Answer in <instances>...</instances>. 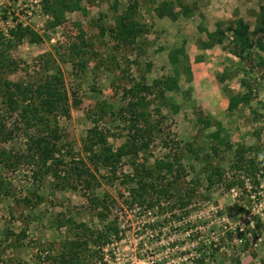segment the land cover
Here are the masks:
<instances>
[{
	"label": "rangeland",
	"instance_id": "rangeland-1",
	"mask_svg": "<svg viewBox=\"0 0 264 264\" xmlns=\"http://www.w3.org/2000/svg\"><path fill=\"white\" fill-rule=\"evenodd\" d=\"M135 1L134 17L144 30L134 43L117 49L107 29L125 13L128 0H79L77 10H57L59 13L45 11L43 0H0V57H8L11 66L18 65L14 72L0 68V76L14 83L39 79L45 72L37 66V59L52 55L66 90L79 101L70 108L69 117L56 119L63 135L61 143L68 145L73 155L86 159L82 144L94 124L112 149L127 141V124L118 117L129 100L122 94L123 84L142 78L147 84L163 81L174 77L177 70L178 89L163 86L162 95L148 98V119L155 124L159 117L153 110L159 109V131L169 134L171 145L178 143L186 181L197 182L198 194L187 208L188 214L181 216L177 208L169 212L164 207L150 211L129 207L130 186L122 184L119 177L131 174L132 165L141 159L152 165L166 158L168 150L158 135L153 136L147 152L121 160L117 178L107 179L108 170L98 165L95 174L99 184L93 193L99 198L106 194L115 201L102 221L94 216L93 206L80 188L55 186L50 174L32 178L31 166L19 165L14 172L0 166L3 188L10 193L0 198V264H39L44 252L56 255L61 251L63 240L73 238L75 225L102 229L114 216L119 239L111 236L99 257H89L87 264H196L200 257L205 264H235L236 260L264 264V170L256 174L257 184L252 177L235 172L243 183L230 190L209 182L213 167L230 178L233 151L238 145L245 147L246 158L264 163V52L252 48L253 66H246L229 54L232 33L227 30L238 19L247 24L249 33L255 30L262 1ZM238 7L248 9L241 8V18L234 13ZM18 26L34 31L41 41L17 42L13 33ZM100 28L105 29L104 35ZM78 30L88 47L81 59L71 60L69 46L79 42ZM216 30L224 35L206 36V31ZM179 49L183 53L172 62L170 53ZM78 61H82V68ZM246 85L252 90L248 102L229 111L230 96L246 94ZM8 108V100L0 97V111L6 113ZM19 114V110L12 111L7 126L15 124ZM204 121L209 122L207 127ZM214 131L231 145V149L220 148L217 156L210 153L209 135ZM2 147L25 152V139L17 134ZM233 204L241 211L229 217L226 208ZM256 223L260 224L258 230Z\"/></svg>",
	"mask_w": 264,
	"mask_h": 264
},
{
	"label": "trees",
	"instance_id": "trees-1",
	"mask_svg": "<svg viewBox=\"0 0 264 264\" xmlns=\"http://www.w3.org/2000/svg\"><path fill=\"white\" fill-rule=\"evenodd\" d=\"M43 1L45 11H51V13L57 10L72 12L79 8V0ZM261 1L262 6L255 30L249 33L247 24L241 19L235 22L233 28H227L232 33L228 43L229 54L251 67L253 66L252 48L256 47L264 52V0ZM136 8V1L128 0L125 13L118 17L114 27L107 29L117 49L134 43L136 37L144 30L134 17ZM104 32L105 29L100 28L101 35H104ZM223 35V32L218 30L211 33L206 31L208 38ZM13 36L17 42L26 39L29 43L36 44L41 41V37L34 31L21 26L16 28ZM77 37L79 42L70 43L69 46L68 58L71 60L74 57L81 59L88 47L81 30L77 31ZM217 42L222 41L218 38ZM179 53H183V49L172 51L169 55L170 60L177 62ZM51 56L44 54L37 59V66L45 72V75L39 79L14 83L0 76V97L6 98L9 106L6 113L0 111V166L2 169L14 172L19 165L31 166L34 168L32 178L50 174L56 181L55 186L58 184L60 188L66 186L72 190L80 188L83 196L90 202V206H93L94 216L102 221L111 213L115 201L106 194L104 198H99L93 193L92 189L99 184L95 174L98 165L108 170L110 177L107 179L117 178L116 174L120 170L121 160L127 156L138 158L139 154L147 152L153 136L158 135L162 137V145L168 150L166 158L157 159L152 165H148L145 159H141L139 163L132 165L131 174H121L119 180L122 184L130 186L128 189L129 207L148 211L164 207L169 212L177 208L181 216H186L187 208L198 194V189L195 187L197 182L186 181L185 170L179 160L178 143L171 141L173 142L171 145L168 142L169 134L166 133L164 136L159 131V126L162 124L159 109L153 110L159 117L155 124L148 119L150 104L148 98L155 94L162 95L160 91L163 86L168 89H178V77H175L178 76V71H174V77H168L163 81L155 80L151 84H147L143 78L130 85L123 84L120 87L122 94L129 100L119 110L118 117L127 124V141L119 148L112 149L107 144L103 132L94 124L87 130L83 140L82 150L86 154V159H84L79 155H73L72 149L61 143L63 135L57 126L56 119L69 117L70 108L76 107L79 101L74 94L66 90L61 70ZM185 56L184 54L183 57ZM78 62L80 63L77 66L82 68V61ZM8 63V57L4 55L0 57V68H7L9 72L17 70L18 65L11 63V66ZM186 71L189 73L190 70L187 68ZM246 88V94L230 96L229 111L248 102L252 90H250V85H246ZM173 109L177 111L178 107L175 106ZM17 110L20 111L18 121H15L11 127L7 126L6 120L10 113ZM103 112H105L104 109ZM198 120L201 121V118L199 117ZM208 125L209 122L204 121V126ZM17 134H21L25 139V152L6 151L2 144L10 141ZM209 138L212 156H217L220 148L231 149V145L221 138L219 131L210 133ZM64 148L63 153L61 149ZM233 152L230 178H226L218 167H213L209 172L210 185L218 184L225 190H230L237 184L241 185L243 180H240L241 176L237 177L235 172H242L244 176L252 177L253 182L257 184L255 176L264 170V163L253 158H246L245 147L242 145H238ZM63 155L68 158L67 161L63 159ZM3 187L4 183L0 177V198L10 194L9 189ZM240 211L241 208L237 204L226 208L229 217ZM116 218L114 216L112 221L104 225L102 229L91 230L83 223L75 225L76 232L73 238L64 239L60 246L61 251L56 255L50 251L44 252L45 255L40 258L39 264H87L89 257H99L103 247L109 244L111 236L116 240L119 239L120 229ZM255 227L258 230L260 224L256 223ZM91 245L94 249L90 248ZM195 262L205 264L203 257L197 258ZM235 264L241 263L236 260Z\"/></svg>",
	"mask_w": 264,
	"mask_h": 264
},
{
	"label": "crops",
	"instance_id": "crops-1",
	"mask_svg": "<svg viewBox=\"0 0 264 264\" xmlns=\"http://www.w3.org/2000/svg\"><path fill=\"white\" fill-rule=\"evenodd\" d=\"M246 1H247V0H244L243 2L246 3ZM248 4H250V3H247V5H248ZM242 6H243V5H242ZM249 6H250V5H248V7H249ZM260 7H261V6H260ZM238 8H240V9H235L234 13H237V14L239 15L238 18H241V16H242V15H241V12H240L241 8H243L244 10H248V9H245L244 7H238ZM237 11H238V12H237ZM245 12H246V11H244V14H245ZM250 12H251V11H250ZM252 13L254 14L253 11H252ZM209 32H210V31H209Z\"/></svg>",
	"mask_w": 264,
	"mask_h": 264
}]
</instances>
